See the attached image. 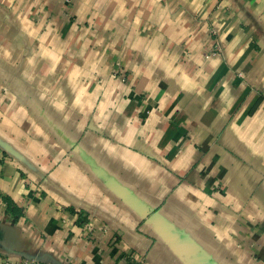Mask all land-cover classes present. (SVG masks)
Masks as SVG:
<instances>
[{"label":"crops","instance_id":"1","mask_svg":"<svg viewBox=\"0 0 264 264\" xmlns=\"http://www.w3.org/2000/svg\"><path fill=\"white\" fill-rule=\"evenodd\" d=\"M0 257L264 264V0H0Z\"/></svg>","mask_w":264,"mask_h":264},{"label":"built area","instance_id":"2","mask_svg":"<svg viewBox=\"0 0 264 264\" xmlns=\"http://www.w3.org/2000/svg\"><path fill=\"white\" fill-rule=\"evenodd\" d=\"M0 264H59L56 262L42 261L36 258L20 257L15 262L10 261L5 257H0ZM68 264V263H65Z\"/></svg>","mask_w":264,"mask_h":264}]
</instances>
